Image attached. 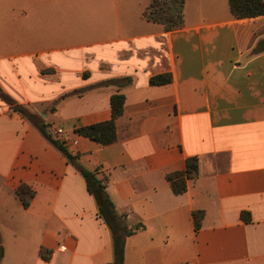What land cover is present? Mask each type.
I'll list each match as a JSON object with an SVG mask.
<instances>
[{"label": "crops", "instance_id": "obj_1", "mask_svg": "<svg viewBox=\"0 0 264 264\" xmlns=\"http://www.w3.org/2000/svg\"><path fill=\"white\" fill-rule=\"evenodd\" d=\"M150 2L13 0L0 87L96 173L123 226L140 227L125 238V264H264V16L186 0L184 27L165 32L142 17ZM160 74L172 82L152 86ZM115 94L126 98L117 141L78 135L111 120ZM188 158L198 176L175 195L166 176ZM22 184L35 191L28 208ZM113 261L83 176L0 100V264Z\"/></svg>", "mask_w": 264, "mask_h": 264}, {"label": "trees", "instance_id": "obj_2", "mask_svg": "<svg viewBox=\"0 0 264 264\" xmlns=\"http://www.w3.org/2000/svg\"><path fill=\"white\" fill-rule=\"evenodd\" d=\"M186 0H151L150 4L144 10L142 17L163 27L165 32L180 30L185 23ZM230 12L236 19L257 18L264 16V0H229ZM126 83L130 82L127 78ZM172 82L171 74H160L150 79L152 86L168 85ZM0 100L5 102L16 113H19L24 119L32 123L41 134L54 145L61 154L85 179L89 193L94 197L99 216L109 227L114 245V261L112 264H125V238L134 233L135 230H128L123 226V221L117 215L115 205L106 192L102 181L97 178L96 173L85 168L79 161V158L72 155L63 142L53 139L48 132L47 125L42 117L29 111L26 107L18 104L10 95L5 93L0 87ZM125 96L115 94L111 97L110 104L112 118L109 121L93 124L76 129L78 135L84 136L100 145L107 146L117 141L116 121L123 115L125 106ZM199 160L197 158H188L186 167L183 171H177L167 174L166 179L170 183L171 189L175 195H182L187 191V183L195 180L198 176ZM16 195L21 201L23 207L28 208L35 197V191L27 185H20L16 190ZM195 229L200 230L204 219V212L195 211L193 213ZM242 219L250 222V215L242 213ZM41 256L49 260L48 251L41 250Z\"/></svg>", "mask_w": 264, "mask_h": 264}, {"label": "rangeland", "instance_id": "obj_3", "mask_svg": "<svg viewBox=\"0 0 264 264\" xmlns=\"http://www.w3.org/2000/svg\"><path fill=\"white\" fill-rule=\"evenodd\" d=\"M13 0H0V28L8 32L11 21L19 17V12L12 10ZM39 115V114H38Z\"/></svg>", "mask_w": 264, "mask_h": 264}, {"label": "built area", "instance_id": "obj_4", "mask_svg": "<svg viewBox=\"0 0 264 264\" xmlns=\"http://www.w3.org/2000/svg\"><path fill=\"white\" fill-rule=\"evenodd\" d=\"M57 135H62L63 134V130L62 129H58L56 132ZM62 249H64V247H61Z\"/></svg>", "mask_w": 264, "mask_h": 264}]
</instances>
